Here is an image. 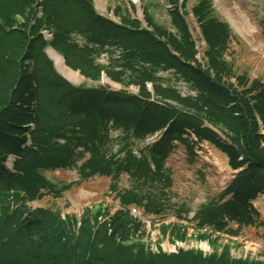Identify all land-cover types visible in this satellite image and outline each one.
Wrapping results in <instances>:
<instances>
[{
    "label": "trees",
    "instance_id": "trees-1",
    "mask_svg": "<svg viewBox=\"0 0 264 264\" xmlns=\"http://www.w3.org/2000/svg\"><path fill=\"white\" fill-rule=\"evenodd\" d=\"M8 2L10 3L6 11L8 14L0 11V51L6 50L8 53L6 62L0 64V264H264L242 259L232 260L227 254V249L219 257L208 258H201L195 253L171 256L146 254L143 249L135 251L131 246L117 243L113 236L106 234L105 229L102 230V226L97 230L93 240H90V223L87 214L80 218V226L76 233L57 214H44L41 211L31 213L23 203L19 205L24 198L19 202L17 196L14 202L11 200L12 190L18 188L17 183L19 190L26 195L31 191V187L38 188V183H43V187L47 185L45 180L39 178L40 181L36 182L32 177L30 178L29 171L34 166L49 170L64 169L70 167L74 159L81 156L65 151L59 146L52 148L49 147L50 145L43 146L41 142H37V138L32 140L35 149H21L26 141L25 133L28 131L25 126L30 123L37 124L35 116H38L39 112H43L45 116L60 111L61 113L53 121L63 119L64 109L67 107L70 111L84 114L88 119L82 120L84 130H90L92 136L89 139L86 134H79L74 147H82L85 152L92 155L93 163H87V165L93 164L92 174L108 173V170L103 171L104 167L99 164V150L106 144V135L103 134L106 132L109 119L121 125L119 127H132L133 131L130 127L125 129L133 132L135 136L139 132L140 136H143L144 130L141 124L146 123L151 127L156 119L152 127L160 128L174 116L175 119L169 124L161 142L165 139L182 140L181 136L186 134L185 129H189L199 140L209 141L225 153L231 168L236 169L246 165L231 183L229 188L233 193L231 200L223 205L205 209L203 213L212 210L216 216L203 217V221L212 223L209 221L219 220L215 210L218 208V212L229 210L234 215L232 217L239 218V223L243 225L252 224L254 220L249 214L238 217L237 213L241 212L242 204L247 200L254 199L257 194H264V135L259 133L256 121L257 116L264 128V88L255 81L246 91L231 89L230 85L221 83L219 73H228L221 59L228 37L227 25L217 18L205 16L204 12L200 13V9L193 10L194 16L200 23L202 35L208 43L206 51L208 66L216 74L215 79H211L206 72L189 66V62L194 61L195 51L186 25L176 10L172 11L171 19L176 32L184 38V46L172 43L171 35L167 36L166 32H160L158 29L154 30L155 35L158 38H166V42H161L153 33L150 34L145 30L133 34L107 22L92 21L94 13L87 0L43 1L44 22L47 26L52 24L55 30L56 40L53 47L64 55L69 66L73 68L82 66L84 68L82 71L87 77L97 79V71L88 60L83 64L80 51L78 54L75 46L69 45L68 36L72 33L81 34L90 43L106 44L114 39H120V43L125 42L124 44L128 46L127 57L128 60L135 59L134 65H142L141 62L146 60L148 64L160 67L162 71L173 70L182 81L191 83V88L198 94L195 99L196 104L194 101L189 102L191 112L184 115L175 114L181 113L178 110L172 112L165 107L145 102V114L139 120L137 117L139 109H134V112L122 111L118 108L117 104L122 97L118 96L119 94L75 90L55 76L42 53L43 42L37 36L36 29L30 33L33 39H30L24 31H4V25H12L14 15L24 16L28 10L29 15L26 18L31 17L34 0H8ZM206 2L210 1L205 0V4ZM41 21L37 23L38 28L43 25ZM149 42L154 47L163 48L156 55L161 59L166 58L165 63L154 64L156 55L151 50L148 51ZM166 45L171 46L178 56L172 55ZM148 53L151 56L149 59L146 58ZM26 61L43 65L42 71L44 70L45 75L42 81L38 80L40 84L38 89L33 82H24L20 64L22 67L23 63L26 65ZM123 63L127 67L132 66L126 61ZM35 74H39V70H35ZM31 75L27 78L31 79ZM51 76H55L56 80H52ZM136 79L138 81L131 82L141 86L140 97L149 98V94L143 91L142 77L138 76ZM243 83L244 79L240 78L239 84ZM71 95L74 96L72 100H70ZM27 100L32 101L30 106L26 105ZM132 100L137 104L140 103L136 98ZM125 102L129 103L130 99ZM203 108H205L204 112ZM199 113L204 114L212 126L234 134V138L228 136V142L221 143L211 130L201 128L204 117ZM81 138L86 141L79 142ZM93 139L96 143L92 142ZM9 154L20 158L16 163V173L13 174L2 166L5 157ZM238 158L241 160L238 161ZM86 167L84 166V169ZM231 204H236V207H229ZM124 216L121 214L116 217L121 223L120 226L126 224L127 218ZM216 228L220 229L219 226ZM120 230L122 228L118 229Z\"/></svg>",
    "mask_w": 264,
    "mask_h": 264
},
{
    "label": "rangeland",
    "instance_id": "rangeland-1",
    "mask_svg": "<svg viewBox=\"0 0 264 264\" xmlns=\"http://www.w3.org/2000/svg\"><path fill=\"white\" fill-rule=\"evenodd\" d=\"M168 1L169 0H139L136 8H133L129 13L135 14L137 12L142 14V17L144 14H147L146 19L152 23L154 30L158 29L160 32L164 31L172 35V43L178 46H184V38L176 32L177 30L175 31L171 16L167 11L169 7ZM181 1H184L183 17L188 26L192 40L195 42V48L197 47L198 59L202 58L205 45L208 47V43L205 38H201L199 27L192 16L194 8L197 10L200 9V13L204 12L205 16L208 15L210 18L214 19L219 18L228 25L230 36L227 49L222 58L230 66L235 76H243L248 82L259 80L261 83H264V61L255 60L253 52L248 46L244 36L230 21L231 14L240 12L238 7L241 11L244 10L249 12L256 19L260 27V35L262 39H264V0H210L211 3L206 2V4L205 0H178V3ZM9 2L8 0H0V11L2 13L8 14L6 11L10 7V3H14ZM127 2H130V0H105L104 11L99 8L97 12L105 17H109V15L114 13V8L121 9L122 7V9H128ZM12 9H14V7ZM27 13L28 11L25 13L24 17H26ZM13 19L19 20L20 16L14 15ZM112 19L117 21L116 17ZM150 33H152V31ZM70 40L74 45H69L75 46V50L78 54L80 51L83 56V64L86 60L90 62L92 58L93 62H90V64L95 65V67L105 66L106 64L110 66L111 62L108 59L114 51L116 52L113 55L114 58L117 59V68L122 70V72L116 70V78L120 80L123 87L120 85L119 88H113L117 86L115 83V85L109 88L112 91L122 90V97L117 104L120 110L134 111L136 108L140 110V103L137 104L132 100V97H134L132 94H136L137 89L128 87V85L132 83L131 81H138L136 79L138 76L142 77L141 82L145 80L148 85L150 84L149 86H151V89L153 86L152 90H147L146 87H143V91H148V93L153 96L154 100L163 106L169 108L177 107L181 111L191 112V110H189V102L194 101L196 104L194 97L195 92L193 93L192 91L191 83L182 81L173 70L162 71L160 67L148 64L146 60L141 62L142 65H134V62H136L134 58L133 60H128V57L122 58L121 48L126 47V44H124L125 42H121L120 47L116 44L103 45L98 43L94 45L95 51L92 52L91 49L93 48V44L87 42L83 36L79 37L77 34H71L68 36V41ZM150 50L156 55L159 53V50H163V48L160 46L154 47L150 43L148 51ZM106 53L108 59L105 57ZM6 55H8L6 50L0 51V64L6 62ZM94 57H96L95 61L93 59ZM146 58H151L149 53L146 54ZM166 60V58L161 59L156 55L154 64H163ZM123 61L128 62L132 66L127 67ZM28 63L30 64L29 66L23 63L22 67L20 64V68L24 74V82H33L38 89L40 88L38 80L42 81L45 75L44 70L42 71L43 65L40 63L35 65V62L31 61H28ZM224 66L227 69V65L224 64ZM111 67L115 68L116 65L114 64V66ZM35 70H39V74L36 75ZM30 74H32L31 79H28L27 77H29ZM57 76L59 78L62 77L59 73ZM51 79L56 80V77L51 76ZM229 81L235 85L237 84L235 78H230ZM72 85L74 87L80 86V88H93L98 86V82L81 77L77 83L73 82ZM246 89L247 88H241L239 91H244ZM73 98L74 96L71 95L70 100ZM127 99H130L129 103L125 102ZM29 101L30 100H27L26 102L27 106L32 104V101ZM64 111L63 119L56 121L53 120L61 113L60 111L53 114L48 113L45 116L43 112H39L38 116H35V118H37V124H31L33 125L31 127V142L34 138H37V142H41L43 146L50 145V148L59 146L64 148L65 151H71L72 154L78 152V148L76 149L74 146L77 142L75 140H77L79 134H86L89 139L92 136L90 130L85 131L83 127L82 120L88 119L81 112L77 113L73 110L70 111L69 107L65 108ZM204 111L205 108H203V112ZM201 114L202 113H199V115L203 117ZM112 122L114 132L111 130L107 131L108 143L99 150L101 162L98 158L96 161H99V164L104 167L103 171L111 169L113 173L106 174L107 176L92 175L91 171L93 164L87 165L82 161L93 163V157L90 153L84 151L80 153V158L82 160L76 164L78 166L82 163V165L76 172L73 166L75 161L79 160V158L74 161L72 166L67 169L61 168L60 171H58L57 168L53 169L56 171L49 172V169L34 166V168H31L29 171L30 178L32 177L36 182L40 181L39 178L42 180L47 179L50 183L45 187H43V183H38V188L31 187V191H29L28 195L24 193L26 206L31 213L41 211L44 214H51L53 212L57 214L59 218L62 217L63 219H60L64 222L67 218L71 217L69 221L65 222L71 230H76L79 226L78 223L80 218L87 214L90 223L89 237L90 240H93L97 231V222L95 221L94 215L87 211L84 212L85 209L92 210V205L88 208L85 207L93 201L87 198L90 202L89 204H84V199L78 202L79 196H85L83 195L84 193L90 194L87 196L92 198L91 194H95L96 192L110 194L113 196L114 206L117 203L120 209H124V217H131L128 209L129 207H133L142 213V219L145 224L140 223L142 224L140 227L141 231L139 232L140 235L138 238H135L134 241L140 242L144 244L145 248H148L146 254H197L196 252H188V246L173 249L172 241L178 239L177 236H181V240H183L187 235H190L191 238L194 236L197 238V236L201 234V238L207 241V247L210 246L213 254L220 253L221 251L223 253L224 250L227 249V254L231 259L264 263V219L255 209L252 201H250L251 199L242 204L241 212L237 214L239 217L243 214H253L256 211L258 213V220L252 226L237 223L240 220L239 218L232 217L234 216L233 213L225 209L223 212H218V208H215L217 211V218L224 221L226 217L225 222H221L218 219L209 222H212L211 224L214 226L216 223V226H219L223 231L195 230L190 226L196 224L198 220L205 223L203 217L210 218L216 216V213L212 210L202 213L201 216L196 215L200 210L194 209L197 205L193 204V198L195 199L199 195L200 201H203V206H215L222 197L221 195L217 196L219 192H222L220 190L221 186L217 187L216 184H213L214 179L218 177V175L214 173L210 165L200 163L203 157H205L203 144L205 142L207 143V141L202 140L200 142L193 135H189L182 137L184 142L165 139L155 148L148 150L145 149L144 146L146 144L150 145L156 140L155 135L160 130L159 127H150V125L146 123L141 124L142 130H144V136H140L141 134L139 132L132 138L129 133H124L130 126H123V128L119 127L121 125L116 123V121L112 120ZM261 128L262 126H259V132H261ZM130 129L133 131L132 127H130ZM224 134L231 139L234 138V134L232 133L224 132ZM104 135L105 134H103V136ZM147 138L148 140H146ZM84 141H86L84 138L79 140V142ZM92 142L96 143V140L93 139ZM187 147H191V149ZM123 160V171L129 172V177L123 172L117 174L114 171L116 165ZM139 163L141 164L139 165ZM84 166H87L85 168V173H89L87 177H85V173L80 172V169ZM72 173H74L75 176ZM41 174L43 176L39 177ZM61 177L64 179H61ZM210 178H212V184H208L210 186L209 188L206 179L210 180ZM89 185L91 188H94L93 191L96 190V192L82 190L83 186ZM17 186L18 188L12 190L11 200L13 202L16 196L18 197V202L22 198L21 190H19V183H17ZM255 197V199L261 198L262 195H256ZM72 199H75L76 202L73 203ZM229 207H236V204H231ZM247 209H249V211ZM184 223H188L189 225L182 227ZM236 224L237 229L235 230L234 227ZM99 226L103 227L102 230L105 229L107 235L113 236L117 243L121 245L127 244L125 233L118 231L119 228H123L124 226H113V223H102ZM239 232L242 236L241 240L235 239V235ZM203 234H205V238ZM197 240L199 239L197 238ZM159 247L162 249L158 250ZM201 258H203V256H201Z\"/></svg>",
    "mask_w": 264,
    "mask_h": 264
},
{
    "label": "bare ground",
    "instance_id": "bare-ground-1",
    "mask_svg": "<svg viewBox=\"0 0 264 264\" xmlns=\"http://www.w3.org/2000/svg\"><path fill=\"white\" fill-rule=\"evenodd\" d=\"M96 3L104 4V0H95ZM235 12L230 15L231 24L240 30L241 34L244 36L248 46L251 48L255 60L264 61V39H262L260 35V27L258 26L256 19L247 11ZM50 58L53 60L56 70L68 81L77 83L79 80V75L75 72H72L69 68H67L62 61V59L57 56L52 51H48ZM254 60V61H255ZM203 148L205 151V157H203V164H208L212 167L214 173L218 175L214 179L216 182L218 180L220 185H224L225 182L229 179V167L227 165L226 157L218 152L213 146L208 143L203 144ZM91 186H83L82 190H87L92 192ZM99 195L95 197L98 199ZM255 209L261 214L264 219V196L261 198H257L252 201Z\"/></svg>",
    "mask_w": 264,
    "mask_h": 264
}]
</instances>
